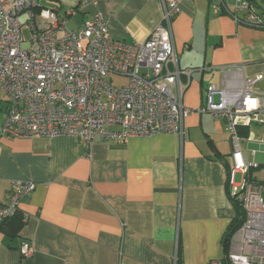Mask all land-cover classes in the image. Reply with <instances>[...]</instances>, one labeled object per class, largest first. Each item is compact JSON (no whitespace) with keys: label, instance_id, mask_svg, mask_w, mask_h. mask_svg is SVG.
<instances>
[{"label":"crops","instance_id":"obj_1","mask_svg":"<svg viewBox=\"0 0 264 264\" xmlns=\"http://www.w3.org/2000/svg\"><path fill=\"white\" fill-rule=\"evenodd\" d=\"M59 2L41 6L65 18L61 2L75 8L81 0ZM79 15L82 21L101 15L112 39L134 44L161 24L163 10L159 0H115ZM172 31L180 69L194 70L183 95L192 110L183 139L157 134L118 144L99 136L87 145L74 137L0 138V206L15 182L37 185L19 206L24 222L17 233L11 235L10 223L0 226V264H208L226 258L224 240L236 216L228 196L231 134L223 119L200 111L207 87L220 86L236 67L243 65L249 78L264 75V31L215 13L210 0L181 1ZM258 89L264 91V81ZM7 108L0 87V127ZM248 130L264 136V128ZM263 174L256 179L262 182ZM23 243L34 246L30 258L21 252Z\"/></svg>","mask_w":264,"mask_h":264},{"label":"built area","instance_id":"obj_2","mask_svg":"<svg viewBox=\"0 0 264 264\" xmlns=\"http://www.w3.org/2000/svg\"><path fill=\"white\" fill-rule=\"evenodd\" d=\"M112 1L81 0L62 18L43 8L40 0H0V87L8 103L0 138L74 137L87 145L99 136L118 144L157 134L183 139L184 122L192 113L183 95L194 72L180 69L174 46L172 22L183 0H159L162 22L142 43L112 39L101 15L70 30L69 20L87 7ZM210 5L236 25L264 31V9L257 0H210ZM113 77L126 78L128 84L116 87ZM263 81L264 75L247 77L242 65L231 77L224 76L220 86L211 84L205 91L200 112L227 124L233 147L230 195L238 198L246 215L230 239L226 258L208 264H264V185L248 180L249 169L259 165L248 163L242 149V142L264 148V136L241 135L242 129L264 128V91L258 89ZM111 128L120 132L110 133ZM256 155L251 152L253 159ZM36 186L13 184L0 206V226L18 214ZM21 252L30 258L34 246L23 243Z\"/></svg>","mask_w":264,"mask_h":264},{"label":"trees","instance_id":"obj_3","mask_svg":"<svg viewBox=\"0 0 264 264\" xmlns=\"http://www.w3.org/2000/svg\"><path fill=\"white\" fill-rule=\"evenodd\" d=\"M241 135L246 138L249 136V130L248 129H242L241 130ZM260 165L258 167H251L248 171V180L255 184V185H262L264 184V182H260L256 179L255 174L262 171L260 169ZM229 175H230V169H229ZM228 196L230 198V201L232 203V206L234 208V211L236 213V216L234 219H232L229 229H228V233L226 234L225 240H224V249H225V253L226 256L228 255L229 252V243H230V239L232 237V235L243 225V223L245 222V212L243 210L242 204L240 203V201L238 200L237 197H232L230 195V186L228 188ZM23 220L20 216L16 215L15 217H13L12 219L6 221L4 224L6 223H10L9 225H11V235H15L17 233V231L22 227L23 224ZM13 225V226H12ZM224 264H229L227 260H224Z\"/></svg>","mask_w":264,"mask_h":264},{"label":"rangeland","instance_id":"obj_4","mask_svg":"<svg viewBox=\"0 0 264 264\" xmlns=\"http://www.w3.org/2000/svg\"><path fill=\"white\" fill-rule=\"evenodd\" d=\"M40 1H41L40 4L42 6H44V7H47V8L49 7L48 4H50L51 1L60 5L59 0H57V1H55V0H51V1L50 0H40ZM257 2L264 9V0H257ZM61 4H62V12H61L62 14L64 12L69 11V9H71L70 6L65 4L64 2H61ZM81 21H82L81 20V15H79L76 18L70 19L69 20V28H70V30L77 31L79 29V26H77V24H75V23H80ZM24 34H25L26 40L29 41L30 40V33L28 31H25ZM112 83L116 87H123V86H126L128 84V80L126 78L113 77L112 78ZM242 149H243L246 161L247 162L249 161L251 164L260 165L261 166L260 169L264 171V151L261 150L260 145L253 144V143L247 145L246 142H242ZM252 151H256L257 152V155H256V157L254 159L251 157V152ZM260 179H261L262 182H264V174L262 176H260ZM240 180H241V176L237 175L236 182L239 183Z\"/></svg>","mask_w":264,"mask_h":264}]
</instances>
